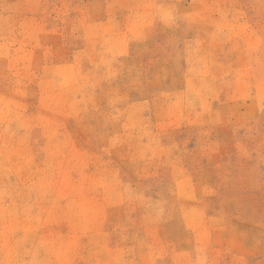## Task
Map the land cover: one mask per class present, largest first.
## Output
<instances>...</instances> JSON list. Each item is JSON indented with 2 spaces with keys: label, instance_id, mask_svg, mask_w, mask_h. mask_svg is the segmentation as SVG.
Returning <instances> with one entry per match:
<instances>
[{
  "label": "rangeland",
  "instance_id": "rangeland-1",
  "mask_svg": "<svg viewBox=\"0 0 264 264\" xmlns=\"http://www.w3.org/2000/svg\"><path fill=\"white\" fill-rule=\"evenodd\" d=\"M0 264H264V0H0Z\"/></svg>",
  "mask_w": 264,
  "mask_h": 264
}]
</instances>
